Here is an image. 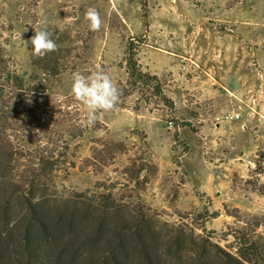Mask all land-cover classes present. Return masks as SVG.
Segmentation results:
<instances>
[{
	"label": "rangeland",
	"instance_id": "374dc122",
	"mask_svg": "<svg viewBox=\"0 0 264 264\" xmlns=\"http://www.w3.org/2000/svg\"><path fill=\"white\" fill-rule=\"evenodd\" d=\"M88 8L99 31L88 29ZM45 27L58 48L37 58L17 35ZM132 43L141 73L155 78L149 86L129 76ZM0 52L26 87L35 79L46 89L29 137L63 147L59 193L142 204L233 255L242 238L264 244V0H0ZM96 70L122 95L88 126L71 87L75 73ZM72 117L84 134L62 146L55 134Z\"/></svg>",
	"mask_w": 264,
	"mask_h": 264
},
{
	"label": "trees",
	"instance_id": "16d2710c",
	"mask_svg": "<svg viewBox=\"0 0 264 264\" xmlns=\"http://www.w3.org/2000/svg\"><path fill=\"white\" fill-rule=\"evenodd\" d=\"M135 47L128 48L129 76L149 86L155 78L141 73ZM31 82L26 87L0 52V264H264V244L247 238L233 255L208 237L162 221L142 204L125 205L94 190L59 193L57 173L66 156L58 153L63 147L49 150L44 137H29L35 97L46 92ZM84 131L80 117H72L55 135L65 146L67 138L77 140ZM15 133L21 136L17 145ZM106 148L94 149L87 162ZM256 167L264 171V154Z\"/></svg>",
	"mask_w": 264,
	"mask_h": 264
},
{
	"label": "clouds",
	"instance_id": "9594fccd",
	"mask_svg": "<svg viewBox=\"0 0 264 264\" xmlns=\"http://www.w3.org/2000/svg\"><path fill=\"white\" fill-rule=\"evenodd\" d=\"M84 19L90 31L96 32L101 29L102 20L95 8H88ZM52 36L53 32L45 27L35 30V35L28 40H23L21 33L17 35V39L22 42L25 49L31 46L33 56L43 58L57 51L58 46ZM71 94L82 105L88 126H94L100 114L114 110L120 103L122 95L110 75L103 70L92 71L87 75L75 73Z\"/></svg>",
	"mask_w": 264,
	"mask_h": 264
},
{
	"label": "built area",
	"instance_id": "2783aa9c",
	"mask_svg": "<svg viewBox=\"0 0 264 264\" xmlns=\"http://www.w3.org/2000/svg\"><path fill=\"white\" fill-rule=\"evenodd\" d=\"M238 117H236V119H237Z\"/></svg>",
	"mask_w": 264,
	"mask_h": 264
}]
</instances>
